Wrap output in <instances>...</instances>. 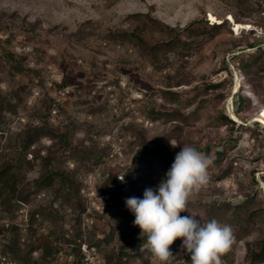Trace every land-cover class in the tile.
<instances>
[{"label": "rangeland", "instance_id": "rangeland-1", "mask_svg": "<svg viewBox=\"0 0 264 264\" xmlns=\"http://www.w3.org/2000/svg\"><path fill=\"white\" fill-rule=\"evenodd\" d=\"M170 29L178 40L163 44ZM252 43L264 49V0H0V172L11 165L26 197L0 207V264H72L63 239L77 233L85 264H113L121 251L131 255L125 264H159L139 251L146 237L114 192L143 198L184 145L210 159L224 151L189 207L207 220L214 201L245 202L238 215L226 206L215 212L235 234L222 264H249L264 238V144L253 131L256 122L264 127V72L240 68L258 52ZM263 65L264 55L257 69ZM238 94L249 100L239 115ZM37 127L68 132L69 145L44 139L22 154L26 132ZM141 146H166L168 163L164 153L137 165ZM38 151L52 167L35 161ZM51 168L74 171L80 195L58 181L41 185ZM181 242L170 246L174 253ZM174 264L192 262L178 254Z\"/></svg>", "mask_w": 264, "mask_h": 264}, {"label": "clouds", "instance_id": "clouds-1", "mask_svg": "<svg viewBox=\"0 0 264 264\" xmlns=\"http://www.w3.org/2000/svg\"><path fill=\"white\" fill-rule=\"evenodd\" d=\"M173 147L176 142L170 141ZM213 161L195 146L184 145L156 189L146 188L143 198L125 200L134 214L133 226L146 237L139 251H149L159 264H174L178 254H188L192 264H222L221 256L235 243L234 229L216 219L205 220L189 204L211 182ZM182 212L188 215L181 216ZM181 238L179 252L171 245Z\"/></svg>", "mask_w": 264, "mask_h": 264}, {"label": "trees", "instance_id": "trees-1", "mask_svg": "<svg viewBox=\"0 0 264 264\" xmlns=\"http://www.w3.org/2000/svg\"><path fill=\"white\" fill-rule=\"evenodd\" d=\"M221 27L219 24H213L209 28L210 30L217 31ZM172 32L175 34L173 37L166 41L163 44H173L175 41L178 40V34L180 32H176L173 29H170ZM249 48H256L258 50L257 54L250 55L246 59L242 60L240 63V68L246 72V73H255L256 72H264V65L259 67L257 69V66H259V60L261 56L264 55V49H261L262 47L258 43H252L249 45ZM219 88V85H209L207 86V90H216ZM249 100L245 96L238 94L237 95V102H236V107H235V113L239 115L241 111L243 110L244 106L246 103H248ZM55 106V105H54ZM54 106L52 103L49 105L48 110L51 111ZM220 119L222 120L223 123L231 125L234 127L236 123L232 121L231 119L228 118L225 114L220 115ZM256 125L261 127L260 130L253 129L255 134L257 136H261V145L264 144V127L256 122ZM46 139L49 142H55V141H60L64 147H67L69 145L68 142V132H57L51 128L48 127H37V128H32L29 129L24 137V140L21 145V150L20 152L23 154L26 152L29 148L34 146L36 142L40 141L43 142V140ZM200 151V150H199ZM179 152V151H178ZM41 151H38L37 156H35V161H38V159L42 160L43 165L45 167H49L52 165V158L47 157V158H41L40 154ZM166 154L164 158H168L170 152L167 150V147H155L152 149H146V146H141L138 148L137 152L135 153L133 159L134 162H136L137 165H140L142 163H148L151 162V158H159L161 154ZM224 151H219L214 153V157L211 159L213 161V165L211 166L212 168L217 167L219 163L221 162L223 158ZM168 155V156H167ZM25 158V157H24ZM84 160V159H83ZM29 165L31 163L28 161L27 162ZM166 163H168V159H166ZM52 167V166H51ZM50 168V167H49ZM13 167L11 165H7L1 172H0V207L3 208V206L9 202L12 201L15 204H22L26 202V197L23 196L21 193V190L17 187V181L13 178V175L11 174V170ZM74 175V171L72 172ZM230 173H225L224 176H228ZM10 175V176H9ZM73 175L65 172H59L58 170L51 168L49 174H45L43 179L41 180V185L49 186L52 183H57L59 186L63 187H69L70 189H76L77 195H80V183L76 181V179L73 177ZM123 187H119L115 192H114V198L118 200V204L121 208H127L125 205V200L127 199L126 193L122 191ZM60 190V189H58ZM252 201V197H247L246 202L249 203ZM246 205L245 202H242L241 204H235L232 205L231 203H221L218 201H214L210 206H209V211H208V219H216L218 221V217L216 215V208L215 207H221V206H226L228 208H233L234 212L236 215H238L239 210L242 209ZM84 211V210H82ZM126 212L128 213L129 210L126 209ZM33 222V219L31 220ZM219 222V221H218ZM52 237V236H51ZM51 240V239H50ZM56 242H58V245L52 249L55 253H59L62 251V247L59 243V238H56ZM66 244L70 246V251L67 253L69 256L72 257V264H85V257L82 254V246L84 244V239L82 237V233H77L74 236V239L72 240H65L63 239ZM101 241H97L93 244L90 245L91 248H99L100 247ZM48 244V242H47ZM36 250V248H32L31 253H33ZM49 247L48 245L45 247L44 254L45 257H43L44 260H46L47 256H50L51 253L48 252ZM131 255H128L126 253H123L122 251L119 254L118 259L115 261L113 264H125L126 258H129ZM190 256V255H189ZM259 263H264V238L261 242V247L259 252L253 253L249 257V264H259Z\"/></svg>", "mask_w": 264, "mask_h": 264}, {"label": "bare ground", "instance_id": "bare-ground-1", "mask_svg": "<svg viewBox=\"0 0 264 264\" xmlns=\"http://www.w3.org/2000/svg\"><path fill=\"white\" fill-rule=\"evenodd\" d=\"M211 18L213 19L212 16H211ZM235 25H237V29H240V28L244 29V27L242 26V24L235 23ZM262 116H263V119H264V112H263Z\"/></svg>", "mask_w": 264, "mask_h": 264}, {"label": "built area", "instance_id": "built-area-1", "mask_svg": "<svg viewBox=\"0 0 264 264\" xmlns=\"http://www.w3.org/2000/svg\"><path fill=\"white\" fill-rule=\"evenodd\" d=\"M60 94H62V92H60ZM52 111H53V114H56L57 113V111L55 109H53Z\"/></svg>", "mask_w": 264, "mask_h": 264}]
</instances>
